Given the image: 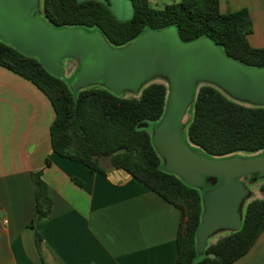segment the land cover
I'll list each match as a JSON object with an SVG mask.
<instances>
[{
	"label": "trees",
	"instance_id": "trees-1",
	"mask_svg": "<svg viewBox=\"0 0 264 264\" xmlns=\"http://www.w3.org/2000/svg\"><path fill=\"white\" fill-rule=\"evenodd\" d=\"M42 1L43 16L51 26L97 30L111 47L127 44L146 29L174 26L183 41L208 37L228 57L264 68V47H253L247 40L251 32L248 10L222 13L220 0H179L160 8L150 0H130L133 14L128 20H117L99 0ZM0 65L33 82L51 101L55 118L50 125V143L57 155L102 175L123 169L179 210L174 264H231L251 248L264 229V198L255 197L244 206L240 229L226 232L209 242L201 255L197 253L195 233L202 219L203 191L213 185L208 179L214 178L193 187L163 168L152 143V131L165 109L166 81H148L130 94L116 95L99 84L74 92L71 79L53 76L36 57L1 39ZM187 114L183 139L202 155L225 157L264 151L263 106L236 101L217 86L200 83ZM141 123L148 125L138 127ZM31 179L36 212L49 216L52 199L41 171L33 172ZM260 191L264 193V183ZM36 242H42L38 232Z\"/></svg>",
	"mask_w": 264,
	"mask_h": 264
},
{
	"label": "crops",
	"instance_id": "crops-1",
	"mask_svg": "<svg viewBox=\"0 0 264 264\" xmlns=\"http://www.w3.org/2000/svg\"><path fill=\"white\" fill-rule=\"evenodd\" d=\"M99 1L117 20L132 17L130 0ZM160 1L151 5L172 3ZM242 8L249 44L264 47V0L219 1L222 13ZM54 118L41 89L0 65V264H174L179 210L123 169L102 175L57 155ZM38 171L52 199L49 216L36 212ZM231 264H264V229Z\"/></svg>",
	"mask_w": 264,
	"mask_h": 264
},
{
	"label": "water",
	"instance_id": "water-1",
	"mask_svg": "<svg viewBox=\"0 0 264 264\" xmlns=\"http://www.w3.org/2000/svg\"><path fill=\"white\" fill-rule=\"evenodd\" d=\"M38 1L0 0V39L36 57L58 78L64 76L62 60L73 59L79 66L70 81L74 92L99 84L116 95L133 93L152 77H163L168 96L153 128L152 143L164 169L193 187L215 179L203 191L202 219L195 233L197 253H203L209 237L240 229L248 191L240 178L254 172L264 178V154L202 155L185 143L183 119L200 83L213 84L236 101L264 107V68L228 57L208 37L183 41L174 26L146 29L127 44L111 47L97 30L51 26L39 12Z\"/></svg>",
	"mask_w": 264,
	"mask_h": 264
},
{
	"label": "rangeland",
	"instance_id": "rangeland-1",
	"mask_svg": "<svg viewBox=\"0 0 264 264\" xmlns=\"http://www.w3.org/2000/svg\"><path fill=\"white\" fill-rule=\"evenodd\" d=\"M151 1V4L154 5V2L155 0H150ZM160 1V0H159ZM162 1H166V2H173V0H162ZM177 1V0H175ZM42 0H39L38 1V8H39V12H42ZM161 2V1H160ZM162 4L160 3L159 6H161ZM62 65H63V70H64V76L66 79H71L75 76V74L77 73L78 69H79V66L77 65V63L73 60V59H70V58H65L62 60ZM76 71V73L74 74V72ZM70 80V81H71ZM151 80H155V81H166L165 79H163V77L159 76V75H156V77H152L150 80L148 81H151ZM136 92V91H135ZM134 93V92H133ZM126 94H130V93H126ZM188 117V114L186 113L184 119H183V123H186V119ZM239 155H243V154H239ZM163 161V160H162ZM105 165L108 166V162L105 161L104 162ZM164 164V162H163ZM164 168V167H163ZM246 176V175H245ZM241 177V181L248 186V191H247V196L245 198V201H244V205H243V209H244V206L245 204L251 200L252 198H255V197H260V198H264V193H262L260 191V185H262L264 183V178H260L259 176L260 175H256V174H250L249 177ZM207 183L209 185L211 184H214L215 183V180L214 179H208ZM226 232L224 231H220L218 232L217 234L209 237V239L207 240V242H214L217 238H219L220 236H222L223 234H225Z\"/></svg>",
	"mask_w": 264,
	"mask_h": 264
},
{
	"label": "flooded vegetation",
	"instance_id": "flooded-vegetation-1",
	"mask_svg": "<svg viewBox=\"0 0 264 264\" xmlns=\"http://www.w3.org/2000/svg\"><path fill=\"white\" fill-rule=\"evenodd\" d=\"M261 154H264V151H262ZM251 174H256L257 175V172H254V173H251ZM249 176H250V174L249 175H246L245 177H249Z\"/></svg>",
	"mask_w": 264,
	"mask_h": 264
}]
</instances>
